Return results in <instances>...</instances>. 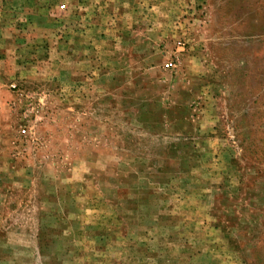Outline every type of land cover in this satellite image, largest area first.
<instances>
[{"label":"rangeland","instance_id":"1","mask_svg":"<svg viewBox=\"0 0 264 264\" xmlns=\"http://www.w3.org/2000/svg\"><path fill=\"white\" fill-rule=\"evenodd\" d=\"M0 264H264V0H0Z\"/></svg>","mask_w":264,"mask_h":264},{"label":"built area","instance_id":"2","mask_svg":"<svg viewBox=\"0 0 264 264\" xmlns=\"http://www.w3.org/2000/svg\"><path fill=\"white\" fill-rule=\"evenodd\" d=\"M167 66H168V67H171V66H172V62H169V63L167 64Z\"/></svg>","mask_w":264,"mask_h":264}]
</instances>
